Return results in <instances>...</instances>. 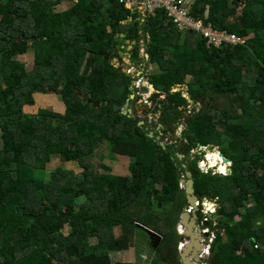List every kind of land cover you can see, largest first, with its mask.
Instances as JSON below:
<instances>
[{
  "label": "trees",
  "instance_id": "16d2710c",
  "mask_svg": "<svg viewBox=\"0 0 264 264\" xmlns=\"http://www.w3.org/2000/svg\"><path fill=\"white\" fill-rule=\"evenodd\" d=\"M63 1L0 0V264H132L113 263L110 254L134 248L136 234L149 242L137 225L164 236L150 240L161 243L168 264L181 262L183 165L197 197L220 205L210 264H264V0H194L196 20L247 38L210 48L202 36L180 32L164 10L142 23L118 0H73L58 12L54 3ZM127 42H138L131 62H141L154 87L150 102L164 136L185 126L165 150L136 111L134 119L114 112L132 96L141 100L131 90L135 79L113 65ZM30 50L32 71L17 60ZM39 94H55L64 113H24ZM221 97L229 109L217 111ZM190 102L201 108L186 115ZM104 145L130 160L129 177L92 168ZM208 148L231 161V175L204 173V155L191 159ZM55 158L82 171L47 173Z\"/></svg>",
  "mask_w": 264,
  "mask_h": 264
},
{
  "label": "rangeland",
  "instance_id": "374dc122",
  "mask_svg": "<svg viewBox=\"0 0 264 264\" xmlns=\"http://www.w3.org/2000/svg\"><path fill=\"white\" fill-rule=\"evenodd\" d=\"M185 1H186V8L190 10L193 0H185ZM73 5H74L73 0H64L62 4H59V5L57 3H54V6L56 7V10L58 12L68 11L73 7ZM0 19H1V16H0ZM182 33H185V32H182ZM137 44L138 42L125 43V46H123L122 48V49H125V52L120 53V56L122 59L121 60L116 59V61L114 62V65L117 68H120L123 73H125L126 75L128 74L133 79H135L136 82L134 83L133 88L131 90H135V87H136L138 91L136 95L139 98H141V100L135 101V98H134V100H132V102L130 103V108L133 111L135 110L137 112V118L140 120V123H143V126L146 124L148 126V131L154 132L155 135L157 134L158 136L159 133H162V130H160V127L158 126L159 125V122H158L159 113L154 114V111H153L154 105L152 104V102H150V99L152 95L155 94V92L153 94L151 93L146 94L142 92V88H143L142 84L147 82V80L146 81L143 80V77H142L143 74H146L144 66L137 65V64H141V62H138L137 64H133L131 62L132 52ZM140 47H141V56L144 57L145 54H144L142 43H140ZM17 60L24 63L28 71H32L34 68V50H30V52H28L25 55L18 56ZM152 70H153V67L151 66L148 67L149 73ZM147 90H149V92H152L150 87H147ZM179 90L183 91L184 98L188 97L186 93V88H182ZM39 95L34 96L36 100L35 106H32L31 108H28V109H24V113L37 115L40 109H49L57 113H64L63 112L64 103L61 102L55 94L53 95L52 94H39ZM55 100L57 101V107L55 106ZM217 100L218 101L214 103V106H216L217 111H223V110L229 109L228 98L221 97V98H218ZM200 108L201 107L199 106L196 107L193 103L190 102V105L187 108L188 111L186 115L192 114L194 110L195 112H198L200 111ZM184 129H185V126L181 125L177 131L170 133V135L168 136L165 135L166 138L164 134L162 133V136L160 137L159 142L164 144L165 147H167L168 144H173L174 138L175 140H180ZM196 154L200 156L204 155L203 160L207 162L205 164H203L205 161L200 163V169L204 173L209 172L207 168L208 164H211L210 165L211 167H216V166L219 167L217 164L221 162L218 159L216 154H218V156L220 155L223 159V155L219 148L199 149L197 151H194L191 155L192 160L194 159L193 156H195ZM178 155L180 154L178 153ZM210 156L213 159L210 158ZM223 163L225 164V166L229 165V170H227L226 172V167H225V169L221 171V167H220L218 171L220 172V174L224 172L226 173V175H229L228 172H230L231 164L226 163V161H223ZM89 164L92 166V168L95 171L98 170L100 172L101 170V172L103 171L106 172L108 170L107 173L111 174L112 176H116V177H129L130 176V173H129L130 160L128 158L117 157V156L111 155L108 149L106 148V145L102 146V148L98 150L96 155H94V157L89 160ZM46 168H47V173H50L54 170L56 171L59 168H63L64 170H72L76 174H79L82 171L76 163L63 164L60 162L59 159H56V158L53 159L47 165ZM104 168L106 169V171ZM208 206L210 207V204ZM162 213H164V211L160 210L159 214H162ZM205 218L212 219V217L210 216H204V219ZM213 223L217 224V219H213ZM65 234H67V229L65 230ZM154 234L160 237L159 239L161 242L163 241V237H164L163 235L158 234V233H154ZM120 235H121V232L117 231V238L120 237ZM146 239L147 237H145L144 235L136 234L134 237V241L132 243V246L134 248L127 250V251H123V252L111 253L110 255H111L112 262L113 263H132V264H168L171 262L170 257L168 256L167 253L163 255L162 249L160 247L161 243H158V246L154 247L156 245L155 244L152 245V240H150L151 238L149 237V240H148L149 242H147ZM156 240H158V238ZM91 245L96 246L97 242L95 240H92ZM177 264H180V263H177Z\"/></svg>",
  "mask_w": 264,
  "mask_h": 264
},
{
  "label": "built area",
  "instance_id": "2783aa9c",
  "mask_svg": "<svg viewBox=\"0 0 264 264\" xmlns=\"http://www.w3.org/2000/svg\"><path fill=\"white\" fill-rule=\"evenodd\" d=\"M119 3L123 4L126 8L136 9L142 14L143 20L145 22L149 17H155L157 10H164L169 18H171L174 24L178 27L181 32L195 31L196 33L201 34L207 43V47H220L223 44L237 45L244 44L246 39L240 37L234 33H229L227 31L215 30L211 24L205 25L203 21L196 20L189 13V10L186 8L185 0H118ZM147 16V18H146ZM204 162L203 164H205ZM208 170L210 167H208ZM209 173V172H208ZM224 173V172H223ZM226 174V173H224ZM207 207V205H204ZM217 205H213L212 209L208 208L212 212L217 211ZM210 233V230H208ZM214 239H210L209 244L205 250V255L203 258H206L210 255L211 244L214 243Z\"/></svg>",
  "mask_w": 264,
  "mask_h": 264
},
{
  "label": "water",
  "instance_id": "95a60500",
  "mask_svg": "<svg viewBox=\"0 0 264 264\" xmlns=\"http://www.w3.org/2000/svg\"><path fill=\"white\" fill-rule=\"evenodd\" d=\"M146 58L149 60V56L147 55ZM143 80H145V76L143 75ZM143 88H142V92L143 93H151L153 94L155 92L154 87L152 85H150L149 83H143ZM147 87H150L152 92H149V90H147ZM134 96H132L130 99L134 100ZM96 107L98 108L99 105L96 104ZM114 112L117 114L119 112H121V115L128 117V118H133V110L130 108V102L127 101V103L124 106V109L121 111V108L119 106H114ZM99 112V110H98ZM94 115V114H92ZM91 115H88V117H90ZM22 117V112H18L17 116H16V120L21 119ZM139 126L142 127L143 123H139ZM160 127V129H162L161 125H158ZM162 136V133H160L159 136H155L154 132H150L148 137L151 140H154L155 142H159L160 137ZM160 146L165 150L166 147L164 144H162L161 142ZM177 158L182 161L183 160V156L182 155H178L177 154ZM223 158H226L223 155ZM228 163H230V160H227ZM180 172H183V175L181 177V185L185 188L186 191V196H187V202H188V207L185 210V213L182 216V222L181 224L186 227L187 229V239L191 242V244L187 245L184 252L180 255V258L182 260L183 264H193L191 262L190 256H194L196 257L198 255V253L201 251V235L199 233H195V228H196V222L197 220H199L196 212L193 215H190L188 213V208H193L195 209V211L197 210V202H198V197L196 195V190H195V180H194V175L193 173H191L190 171L187 170V166L183 165L182 169L180 170ZM229 175L232 174V171H230L228 173ZM140 229L146 231L151 239L156 238V234H154L152 231L147 230L146 228L137 225ZM199 259H197L198 261Z\"/></svg>",
  "mask_w": 264,
  "mask_h": 264
},
{
  "label": "clouds",
  "instance_id": "9594fccd",
  "mask_svg": "<svg viewBox=\"0 0 264 264\" xmlns=\"http://www.w3.org/2000/svg\"><path fill=\"white\" fill-rule=\"evenodd\" d=\"M127 9H129V8H127ZM130 11H132V12H137V10L136 9H129ZM139 12V11H138ZM189 12H190V10H189ZM191 15V14H190ZM142 20H143V17H142ZM142 22V21H141ZM178 28V27H177ZM181 32V31H180ZM190 32H194L195 34H199V33H196L195 31H190ZM201 35V34H200ZM202 36V35H201ZM203 37V36H202ZM204 38V37H203ZM205 39V38H204ZM245 39H247V38H245ZM206 40V39H205ZM207 44V43H206ZM142 45H143V43H142ZM238 45V44H237ZM143 50H144V47H143ZM140 54H141V50H140ZM144 54H145V56H144ZM144 54H143V56L144 57H142V58H144V59H146V60H148L147 58H146V52H145V50H144ZM116 60H114L113 61V65H114V62H115ZM149 61V60H148ZM115 66V65H114ZM128 75V74H127ZM129 76V75H128ZM145 81H146V79H145ZM146 83V82H145ZM147 83H149L148 81H147ZM147 94V93H146ZM203 161H205V160H203ZM202 161V162H203ZM223 161H226V163H228L227 162V159L226 158H223ZM206 162V161H205ZM207 163V162H206ZM224 163H222V165H223ZM229 164H231V168H232V163L230 162ZM211 164H208L207 166L208 167H210L209 168V173H213V175H223V176H227L226 174H224V173H221L220 174V172L218 171V169L220 168V167H211L210 166ZM225 165V164H224ZM230 168V169H231ZM228 170H229V168H228ZM231 171V170H230ZM181 188L182 189H184L185 190V188L181 185ZM207 205V207H205L204 205ZM210 204V207L208 206ZM213 205H217L218 207H217V211L216 212H212L211 210H207L208 208H212V206ZM188 207V206H187ZM186 207V208H187ZM186 208H185V210H186ZM219 209H220V205L218 204V201H208V200H205L204 202H202L200 199H198V202H197V210L195 211V209H193V208H188V213L190 214V215H193L195 212H196V214H197V216H198V218H199V220H197V222H196V228H195V233H199L200 235H201V246H202V248H201V251L198 253V255L196 256V257H194V256H190V259H191V262L193 263V264H210V260H211V258H212V250H213V245H214V243L216 242V240L218 239V237H219V222H218V219L216 218L217 217V215H218V212H219ZM184 213H185V211H184ZM183 216V215H182ZM204 216H210V217H212V219H209V218H205L204 219ZM213 219H217V224H214L213 223ZM239 220H240V218H238ZM238 220V221H239ZM181 222H182V218H181ZM181 222H180V224H179V226H178V228H177V232H178V235H179V237L181 238V242L179 243V245L177 246V250H178V252H179V255H181L183 252H184V250H185V248H186V246L187 245H189V244H191V242L187 239V234H186V232H187V229H186V227H184L182 224H181ZM203 225V226H202ZM208 230H210V233L208 232ZM222 232H224V231H221V234H222ZM157 238H160L158 235H157ZM213 238H215L214 239V243H212L210 246H211V250H210V255L209 256H207L206 258H203L202 256L203 255H205V250H207L206 249V247H207V244H209V242H210V239H213ZM259 247H257V249H258ZM181 259V258H180ZM197 259H199L198 261H197ZM180 264H183L182 263V260H181V262H179Z\"/></svg>",
  "mask_w": 264,
  "mask_h": 264
},
{
  "label": "bare ground",
  "instance_id": "6f19581e",
  "mask_svg": "<svg viewBox=\"0 0 264 264\" xmlns=\"http://www.w3.org/2000/svg\"><path fill=\"white\" fill-rule=\"evenodd\" d=\"M219 157L220 158H218L219 160H220V162L221 163H218L217 165L219 166V167H221V171L223 170V169H225V167H226V172H227V170H228V168H229V165H222V163H223V159H222V157L219 155ZM210 158H212L211 156H210ZM213 159V158H212ZM210 161V160H209ZM215 162H216V160H215ZM229 173V172H228Z\"/></svg>",
  "mask_w": 264,
  "mask_h": 264
},
{
  "label": "flooded vegetation",
  "instance_id": "af4514ba",
  "mask_svg": "<svg viewBox=\"0 0 264 264\" xmlns=\"http://www.w3.org/2000/svg\"><path fill=\"white\" fill-rule=\"evenodd\" d=\"M135 111V110H134ZM134 111H133V113H134ZM137 113V112H136ZM160 130H162L163 131V128L162 129H160ZM159 135H160V133H159Z\"/></svg>",
  "mask_w": 264,
  "mask_h": 264
},
{
  "label": "crops",
  "instance_id": "0c3cea01",
  "mask_svg": "<svg viewBox=\"0 0 264 264\" xmlns=\"http://www.w3.org/2000/svg\"><path fill=\"white\" fill-rule=\"evenodd\" d=\"M193 2H194V0H193ZM192 5V4H191ZM198 36H201L200 34H197ZM144 75V74H143Z\"/></svg>",
  "mask_w": 264,
  "mask_h": 264
}]
</instances>
